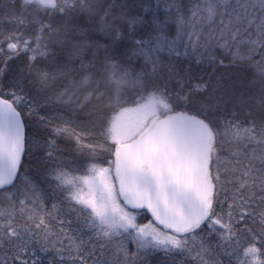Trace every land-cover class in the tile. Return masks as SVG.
<instances>
[{"label":"snow or ice","instance_id":"obj_1","mask_svg":"<svg viewBox=\"0 0 264 264\" xmlns=\"http://www.w3.org/2000/svg\"><path fill=\"white\" fill-rule=\"evenodd\" d=\"M0 264H264V0H0Z\"/></svg>","mask_w":264,"mask_h":264}]
</instances>
